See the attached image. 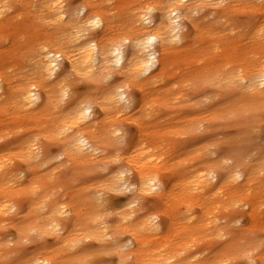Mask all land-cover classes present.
<instances>
[{
  "label": "bare ground",
  "instance_id": "1",
  "mask_svg": "<svg viewBox=\"0 0 264 264\" xmlns=\"http://www.w3.org/2000/svg\"><path fill=\"white\" fill-rule=\"evenodd\" d=\"M65 1L0 0V45L6 37L10 40L0 46V139L4 140L0 144V223L10 219L17 240L36 231L55 241L49 249L0 264H106L96 249L77 248L79 241L89 238L104 243V238L126 232L132 244L120 248L117 264H229L233 260L264 264L263 245H256L252 254L249 250L250 255L238 253L236 234L203 257L201 250L188 251L214 226L216 210L232 211L241 204L247 206L252 225L259 222L261 207L254 197L241 202L251 186L257 192L264 189V150L245 161L252 146L243 139L229 140L227 147L218 148L219 154L230 156L229 165L223 164L221 156L207 161V171L172 168L176 177L166 183L165 161L151 127L178 87L180 77L175 75L184 70L181 66L202 59L215 43L214 26L219 28L225 18L233 20L231 2L235 0L226 4V0H150L136 6L118 0L114 13L102 0H79L72 7ZM238 1L254 13H264V1L260 7V0ZM31 8L34 13L28 15ZM44 10H50L49 18ZM239 28L252 35L248 42L259 41L253 45L264 49V18ZM221 44L239 45L228 40ZM62 60L66 61L63 68ZM252 63L227 69L209 65L192 72V78L208 83L223 103H229L223 112L215 113L210 130L221 126L226 114L233 117L225 125L235 126L241 134L251 121L264 118V63ZM78 81L83 84L81 92L75 87ZM130 90L137 92L135 98ZM128 111L135 133L127 138L123 152L113 156L111 152L122 143L120 116ZM41 136L42 148L37 143ZM53 145L58 153L50 157ZM52 161H59L72 175L97 170L100 162L108 169L110 161H119L101 186L110 191L130 188L128 206L151 194L156 201L172 205L170 212L164 210L169 215L167 228L158 220L161 211L144 218L134 217L135 209L119 213L110 227L98 223L84 211L89 205L98 206L85 191L89 185L79 187L65 202L61 195L48 199L49 187L41 186L34 175ZM24 170L34 174L28 182L23 179ZM127 172L133 173L132 184L125 177ZM95 198L101 202L99 196ZM42 201L44 215H33ZM59 217L67 218L64 225ZM172 228L179 233L174 248L170 249V243L154 245ZM165 247L167 255L162 251ZM106 248L100 245L101 250ZM88 255L93 256L91 261Z\"/></svg>",
  "mask_w": 264,
  "mask_h": 264
},
{
  "label": "rangeland",
  "instance_id": "2",
  "mask_svg": "<svg viewBox=\"0 0 264 264\" xmlns=\"http://www.w3.org/2000/svg\"><path fill=\"white\" fill-rule=\"evenodd\" d=\"M141 1L148 2L150 0H128V4L136 6L141 3ZM228 1L229 0H226L224 4L229 3ZM263 1L264 0L258 1V7L263 4ZM102 2H104L103 5L108 8L111 13H114L112 8L116 6L118 0H102ZM78 3H80L79 0L65 1V5H70V7ZM231 4L233 8L232 15H234L233 20L225 18L222 20L223 24L219 28L214 26L216 30L214 29L215 32L213 31L215 35L212 34L214 36L212 39L215 43L210 49H206L203 52V56H200L203 57L202 59H194V61L189 64L181 66L184 70L175 75V77H180V84H176L178 87L175 88L174 93L169 97L167 109H164L165 112L152 123L151 127L155 130L154 139L159 146L158 153L161 154L162 161H165L166 170L163 180L166 181V183H168V180L176 177V174L171 171L172 168L182 167L184 170L190 169L198 172L207 171V169H205L206 164L210 159L221 158L222 155L219 154L218 148L220 146L227 147V142L229 140L242 141L243 139V141L252 146L246 154L245 161H248L259 151L264 150V118L251 121L248 131L242 132L241 134V131L238 133L235 126L225 125V120L233 117L231 114H226V118L224 117V119L220 120L222 123L221 126H216L213 130H210L211 128H209V126L214 120L215 113L223 112L226 108L225 106L229 103H223V98L215 94L208 83L192 78L193 71L209 65L227 69L229 67L232 68L238 63L244 66L251 62H254L252 64L256 63L259 65L264 63V49L259 50L257 49L259 45H253L259 41L253 42L252 40L248 42L252 39V35L248 33L247 29L241 30L239 28L240 25H247L251 22H253V24L259 23L264 18V13L260 11L254 13L251 11V8L245 7V5L238 0L232 1ZM30 11L28 15L34 13V8H31ZM49 11L50 10L43 11V14L46 15L45 18H49ZM203 11L204 9L201 12ZM154 13L156 14L157 10H154ZM185 23L186 21L182 19L181 24L184 26ZM251 30H253V28ZM242 34H244V36ZM241 39L243 40L241 41ZM226 40L235 42L239 45H222L221 42ZM9 43L10 40L6 37L0 46L8 45ZM126 47H128V43H126ZM250 47L252 49H249ZM228 52H237L238 54L237 56L227 58L225 54ZM242 53H245V56H242ZM65 64L66 61L62 60L61 68H63ZM217 77L219 78V76L214 77L215 80L218 79ZM76 83L77 85H75V87L78 89L77 91H83L82 82L78 81ZM70 90L72 91L71 88ZM130 91L135 98L137 92H133V90ZM131 111L123 113L120 116V119L123 121L118 123L120 124L118 128H121L119 134L122 135V143H119L115 151H110L113 153V156H119L123 152L127 138L135 133L136 125L133 120L128 117ZM245 116H248V114H245ZM22 131L24 133V130ZM44 140L42 136L38 138L37 143L39 146L41 145V148ZM3 142L4 140L0 139V144ZM235 144L236 142L233 146ZM57 153V146L53 145L51 147L50 157ZM105 153L104 151L100 156L105 155ZM222 157L224 165H229L231 163L230 156ZM118 163L119 161H110L107 164L108 169H104L103 163L100 162L97 166V170L89 171L81 175H72L66 172L65 166L60 165L59 161H52L49 164L40 166L36 175L29 170H24L22 175L26 182L34 175L41 186L49 187V189H47L50 194L48 199L61 195V199L64 202L69 200L79 187L83 188L89 185V188H85V191H87L88 196L90 195V197L94 199L93 202L98 206L95 210L89 205L84 211L87 215L91 214L90 216L95 221L107 227L115 223L114 220L119 213L135 209L136 212L134 217L143 216L144 218H148L151 212L154 214L155 211H161L162 213L160 217H158V220L162 228L166 229L169 224V215H167L164 210L169 209L170 212L173 208L172 205L168 207L156 201L154 195L151 194L144 196L132 206H128L127 203L132 197V190L130 188H120L119 190L110 191L101 186L102 182L107 178L106 174L108 171L114 169ZM125 177L129 181V184L134 182L132 172H127ZM262 178L263 177H258L257 180ZM51 179L52 181H50ZM251 188L249 193L242 196L241 203L245 201L243 198L254 197L257 203L256 205L261 207L257 214L259 222L252 225L245 211L247 210V206H241V204L236 205L235 209L232 211L227 209L216 210L213 213L215 217L214 226L205 230L188 251L201 250L202 253L200 257H203L209 253L208 249L211 250V247H219L234 234L237 235L234 248L237 249L236 251L238 253L246 252L250 255L249 250L252 254L257 247L256 245L262 244L264 247V189L257 192L255 186H251ZM63 192H67L68 196H62ZM36 194L37 193H35V195ZM97 196L100 197L101 202H99V199L95 198ZM99 204H101L100 207ZM37 206L36 209L32 210V214H37V216L40 215L42 217L44 215V210L42 208L45 206V203L43 201L39 202ZM194 210L199 212L198 209ZM181 211L184 213L185 208H181ZM58 219H60L62 225H64L63 222L67 220L66 217H59ZM225 224L230 225V227L227 225V227L223 228ZM16 237V230L12 226V221L10 219L2 221L0 223V263L11 261L24 254L33 255L43 249H49L55 243L52 236H40L36 231H29L26 235L20 236L18 240ZM182 237L184 238L185 236ZM178 238L179 233L177 229L172 228L167 235L165 234L160 240L154 243V245L170 243L171 249L175 247L174 244L177 245ZM104 240L105 242L102 243L85 238L79 241L77 248L85 249V251L88 252L87 250L89 247H92V249L97 250L99 258L104 260L106 264H117V252L121 247L123 248L132 242L130 234L127 232L121 233L116 238L109 236L108 238H104ZM91 241L94 242L92 244L93 246H89ZM101 244H105L107 248L101 250ZM162 251L166 255L170 253L168 252L169 249L166 247ZM87 258L91 261L93 256L88 255ZM238 263L239 261L233 260L229 264Z\"/></svg>",
  "mask_w": 264,
  "mask_h": 264
}]
</instances>
